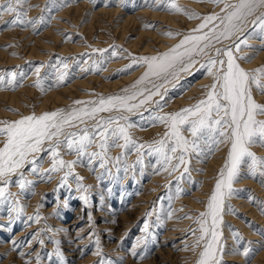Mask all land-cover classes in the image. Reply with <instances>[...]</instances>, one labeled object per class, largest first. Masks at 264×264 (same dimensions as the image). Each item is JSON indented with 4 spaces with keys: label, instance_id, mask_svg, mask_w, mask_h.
<instances>
[{
    "label": "rangeland",
    "instance_id": "rangeland-1",
    "mask_svg": "<svg viewBox=\"0 0 264 264\" xmlns=\"http://www.w3.org/2000/svg\"><path fill=\"white\" fill-rule=\"evenodd\" d=\"M171 2L27 0L19 6L21 13L27 12L26 19L44 17L46 21L37 23L35 28L29 23L12 24L15 14L0 11V75L15 71L19 81L14 89L0 86L3 97H0V121L58 109L70 111L86 106L76 105L77 100L87 102L100 96L123 95V90L130 88L146 71V65H134L125 71L132 57L166 52L202 22L190 19L184 12L169 10ZM6 3L7 0H0V5ZM175 3L200 17L212 13L223 15V5L217 6L211 0H175ZM21 19L25 17L22 15ZM251 27L241 39L248 36ZM169 31L179 35L169 37L165 34ZM248 43L252 47L242 46V53L254 58L240 60L241 66L247 70L264 66V41L257 34L249 37ZM96 49L107 51L101 54ZM197 59L204 62L203 57ZM41 63L45 67L40 77L47 91L35 86L34 69ZM62 63H67L69 77L57 85L53 69ZM211 83L212 78L197 64L192 74H181L178 82L167 86V95L161 101L162 111L155 103L145 108L161 115L179 111L203 98L206 91L203 86ZM57 91L65 96L52 93ZM253 94L264 103V95L255 90ZM145 108L124 114L135 125L130 129L133 139L149 144L161 139L167 128L161 123L153 126L150 112ZM119 115L116 111L102 112L97 114V120ZM95 123L96 120L86 121L88 127ZM202 147L203 154L191 155L190 176L185 174L179 180L183 166L171 174L170 170L158 173L157 157L147 155V149H142L143 163L137 164L140 153L134 148H110L108 156L113 159L105 167H99V159L91 168L77 165L74 175L68 176L66 182H62L63 171L52 173L51 179L46 180L30 173L28 167L21 169L25 178L34 183L23 191L12 183L7 191L15 195L0 204V264H197L204 244L201 241L199 247L194 246L201 235L197 217L206 211L230 145L220 144L214 151H209L211 145ZM90 151L98 148L94 146ZM252 151L264 157V147L253 146ZM41 155L43 168H49L50 158ZM62 155L66 160L76 159L63 151ZM116 157L122 158L117 161ZM248 172V167L242 165L240 178L233 184L236 191L225 201L221 226L223 264H252L264 251V211L261 210L264 176L258 173L253 177ZM76 174L83 180L78 181ZM11 179L15 181L18 177ZM81 184L90 187L85 191L79 187ZM85 196L88 203L83 199ZM249 247L254 251L245 257L242 252ZM97 248L100 255L96 254Z\"/></svg>",
    "mask_w": 264,
    "mask_h": 264
},
{
    "label": "snow or ice",
    "instance_id": "snow-or-ice-1",
    "mask_svg": "<svg viewBox=\"0 0 264 264\" xmlns=\"http://www.w3.org/2000/svg\"><path fill=\"white\" fill-rule=\"evenodd\" d=\"M211 2L217 6L223 5V15L212 13L200 17L182 9L172 0L169 10L184 12L190 19H200L202 22L168 51L153 56L132 57V63L124 70L131 69L134 65H146V71L130 88L123 90V95L100 96L95 101L87 102L77 100L74 102L76 105L86 106L70 111L58 109L40 115L33 113L14 121H0V137H3L0 140V204L12 200L15 195L7 191L12 183L17 184L22 191L34 183L27 180L25 173L21 171L25 167H28L30 173L46 180L51 179L52 173L63 171L62 182H66L68 176L74 175L77 165L91 168L93 162L99 159V167H105L109 159H113L108 156L110 148H134L140 153L137 164L143 163L145 153L141 150L147 149V155L157 157L156 164L160 165L158 173L170 170L171 174L183 166L181 177H177L179 180L185 174L190 176L188 166L191 155L203 154L202 145H211L209 151H214L220 144H229L226 161L219 171L206 211L197 217L201 235L194 245L199 247L200 242H204L197 264H223L221 226L224 223L225 201L236 191L233 184L240 178L241 166L248 167L250 176L255 177L258 173L264 176V157L257 156L252 151L253 146L264 147V119L260 118L264 117V103L259 102L253 94L255 90L264 95V66L247 70L239 63L240 60L251 61L254 58L242 53V46L252 47L248 43L249 37L258 34L264 41V0ZM22 3H27V0H7L6 4L0 5V11L15 14L10 21L12 24L29 23L35 28L37 23H46L44 17L27 20V12L21 13L19 10ZM22 15L25 19H21ZM249 25L252 26L251 31L241 39ZM165 34L169 37L179 35L171 31ZM225 41H231V44H224ZM218 44L224 46L217 47ZM95 51L103 54L107 50ZM112 55L115 56L116 53L113 52ZM198 57H203L204 62H200ZM197 64L212 78L210 85L203 86L206 89L203 98L179 111L159 114L164 107L161 101L167 95V86L178 82L181 74H192V69ZM93 66L99 67L95 64ZM44 67L41 63L34 69L37 76L35 86L41 91H47L40 77ZM67 69V63L54 67L57 85L68 79ZM17 75L15 71L0 75V86L14 89L19 84ZM155 97L159 99L154 100ZM149 103H155L159 111L145 108ZM142 108L150 112L149 120L153 126L161 123L167 128L161 139L149 144L137 143L133 139L130 129L135 125L124 114L137 112ZM113 111L120 112L121 115L97 120L98 113ZM89 119L96 120L91 127L86 124ZM80 124L85 127L80 128ZM94 146L98 151H90ZM62 151L64 154L75 155L76 159H64ZM42 153L50 158L49 168H43ZM121 158L114 159L118 161ZM173 160L176 161L175 164L172 163ZM13 176L18 179L12 181ZM76 179L82 181L83 177L76 174ZM79 187L86 191L90 186L81 184ZM83 199L88 203L87 196ZM12 202L17 203L14 200ZM261 210L264 211V208ZM36 219L38 221L39 216ZM236 235L239 236L238 233ZM253 251L250 247L245 248L242 254L250 257ZM96 254L100 255L99 248ZM132 254L136 255L135 250Z\"/></svg>",
    "mask_w": 264,
    "mask_h": 264
},
{
    "label": "bare ground",
    "instance_id": "bare-ground-1",
    "mask_svg": "<svg viewBox=\"0 0 264 264\" xmlns=\"http://www.w3.org/2000/svg\"><path fill=\"white\" fill-rule=\"evenodd\" d=\"M78 9V8H77ZM146 13V12H145ZM145 13H142V14H145ZM97 14L98 13H96V16H97ZM102 14V13H101ZM142 14H140V15H142ZM112 15V14H111ZM155 16V15H154ZM98 17V16H97ZM133 19V18H132ZM127 20H129V19H127ZM130 22V21H129ZM10 33V32H9ZM154 36V35H153ZM156 38V37H155ZM30 40V39H29ZM26 42V41H25ZM37 43V42H36ZM263 56H264V54H263ZM262 56V57H263ZM69 90V89H68ZM67 91V90H66ZM55 96H60V95H62L61 94V92H59V91H57V92H52ZM64 93H66V92H64ZM53 94H51V95H53ZM3 95V94H2ZM5 95H8L7 93L5 94ZM11 96V95H10ZM12 96H16V95H12ZM19 96V95H18ZM62 96H65V94H63ZM0 97H1V94H0ZM51 97V96H50ZM3 97H1V99H2ZM13 98V97H12ZM54 98V97H53ZM61 98V97H60ZM62 99H63V97H62ZM214 161V160H213ZM215 162H216V160H215ZM218 166V165H217ZM209 167H212L211 166V164L209 165ZM211 172H212V170H211ZM139 196V195H138ZM138 198V197H137ZM56 204V203H55ZM243 207L244 208H246L247 206H245V205H243ZM264 243V242H263ZM6 247H7V245H6ZM3 249V248H2ZM238 258V257H237ZM11 259V258H10ZM263 261V262H262ZM262 263H264V251L258 256V258L257 259H255L254 260V262L252 263V264H262ZM5 264V263H4Z\"/></svg>",
    "mask_w": 264,
    "mask_h": 264
}]
</instances>
